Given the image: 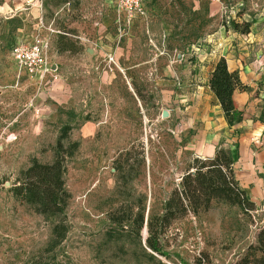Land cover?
<instances>
[{
	"label": "rangeland",
	"instance_id": "1",
	"mask_svg": "<svg viewBox=\"0 0 264 264\" xmlns=\"http://www.w3.org/2000/svg\"><path fill=\"white\" fill-rule=\"evenodd\" d=\"M26 3L0 0V264H242L251 252L259 256L264 171L239 169L245 158L234 176L252 211L214 199L194 215L187 204L180 213L174 202L181 217L158 238L166 256L144 241L147 221L162 215L182 177L200 165L194 160H209L193 155L188 135L168 116L185 104L176 97L180 91L194 88L175 67V50L264 16V0H143L159 19L128 28L118 27L122 14L114 10L105 18L104 0ZM39 15L57 32L48 52L53 72L42 81L19 76L10 55L17 29ZM64 126L70 128L64 144L78 143L65 158L71 199L63 216L45 217L10 190L33 158L52 162ZM61 224L64 236L57 239L53 228Z\"/></svg>",
	"mask_w": 264,
	"mask_h": 264
},
{
	"label": "crops",
	"instance_id": "2",
	"mask_svg": "<svg viewBox=\"0 0 264 264\" xmlns=\"http://www.w3.org/2000/svg\"><path fill=\"white\" fill-rule=\"evenodd\" d=\"M142 7L145 18L135 19L131 27L137 22L143 24L148 18L150 22L159 19L157 8L145 9L143 3ZM102 8L101 12L107 18L109 10L115 12L114 0H104ZM38 17L24 20L23 27L17 29L18 38L14 45L20 39L31 41ZM124 19L122 15V23ZM243 21L242 24H250L247 33L220 27L206 35L197 47L188 45L183 53L175 50L178 53L175 67L181 69L182 79L186 78L194 83V88L180 91L176 97L185 104L168 111V116L174 117L183 134L188 135V149L195 157L212 159L217 150H227L234 159L235 174H238L237 163L242 158L246 162L239 169L264 171V150L261 143L264 131L261 121L264 117V16ZM95 23L100 24L99 29L104 25L98 21ZM99 37L98 41L101 43L103 35L100 34ZM221 58L226 61L230 72L238 74L243 86V89H236L232 97L234 108L241 116V121L233 127L228 126L223 111L208 86L211 73ZM238 179L237 175L236 180L239 181ZM239 184L244 189L242 183Z\"/></svg>",
	"mask_w": 264,
	"mask_h": 264
},
{
	"label": "trees",
	"instance_id": "3",
	"mask_svg": "<svg viewBox=\"0 0 264 264\" xmlns=\"http://www.w3.org/2000/svg\"><path fill=\"white\" fill-rule=\"evenodd\" d=\"M233 30L247 33L250 24L241 26L233 22ZM209 89L215 95L225 117L228 126L233 127L241 121L240 113L235 110L232 97L236 89H243L238 74L228 70L226 61L221 58L211 73ZM264 124V117L261 118ZM69 126L61 129V135L54 147V157L51 163H40L33 158L27 169L19 172L16 183L11 188L13 197L33 207L37 214L45 217H58L65 214L66 207L71 194L65 188L64 175L66 172L65 158L71 157L78 148L77 142L67 145L64 140L67 138ZM264 150V131L261 137ZM198 167H193L194 172L189 170L182 177L180 189L173 193L172 198L167 201L163 213L153 220L147 221L149 236L145 239L146 247L152 252L166 256L159 245V235L162 230L172 221L181 216L174 211L181 208L180 213L189 211L198 215L201 211L209 208L210 202L214 199L224 201L236 206L241 212L247 213L254 209V204L248 199L246 191L241 188L235 179L233 163L234 159L230 152L224 149L217 150L214 158L198 161ZM187 204V206L185 205ZM180 205V206H177ZM179 212V211H177ZM111 223L121 226V221L116 217L111 218ZM136 231H140L144 224V214H138L135 219ZM156 224V227H155ZM63 224L54 226L53 232L57 239H62L64 232H60ZM259 253L256 256L252 252L242 260V264H264V227L257 236V247L254 249Z\"/></svg>",
	"mask_w": 264,
	"mask_h": 264
},
{
	"label": "built area",
	"instance_id": "4",
	"mask_svg": "<svg viewBox=\"0 0 264 264\" xmlns=\"http://www.w3.org/2000/svg\"><path fill=\"white\" fill-rule=\"evenodd\" d=\"M43 0H35L41 7ZM143 0H114L115 12L124 15V23L117 20L118 27H131L137 18H145L142 7ZM28 4V2L26 3ZM230 18H227L228 25ZM96 27H101L95 23ZM31 41L20 39L11 49L10 55L17 69L18 75L26 76L29 80L42 81L52 74V66L48 60L52 35L57 33L52 24L47 25L42 15L36 20Z\"/></svg>",
	"mask_w": 264,
	"mask_h": 264
},
{
	"label": "water",
	"instance_id": "5",
	"mask_svg": "<svg viewBox=\"0 0 264 264\" xmlns=\"http://www.w3.org/2000/svg\"><path fill=\"white\" fill-rule=\"evenodd\" d=\"M164 115H167V112H164Z\"/></svg>",
	"mask_w": 264,
	"mask_h": 264
}]
</instances>
